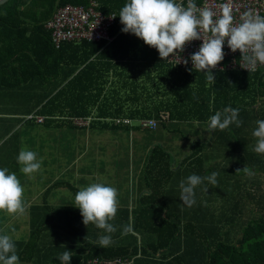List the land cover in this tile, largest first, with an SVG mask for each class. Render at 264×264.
Returning <instances> with one entry per match:
<instances>
[{
  "label": "trees",
  "instance_id": "1",
  "mask_svg": "<svg viewBox=\"0 0 264 264\" xmlns=\"http://www.w3.org/2000/svg\"><path fill=\"white\" fill-rule=\"evenodd\" d=\"M89 1L7 0L1 4L0 66H5L6 58H12L14 69L28 58H84L78 64L88 58H120L127 60L119 62L124 66L122 71L136 68L140 73L135 78L121 77L124 81L117 88L124 90V95L104 96L101 107L122 99L116 115L136 121L154 119L155 128L158 124L167 126L161 118L165 112L169 114L166 120L210 125V117L216 112L233 108L239 109L242 124L237 127L233 123L223 131L209 127L211 138L196 139L180 164L173 163L161 144L154 145L143 172L144 186L152 192L143 195L132 211L118 209L110 221L117 231L111 234L113 243L106 248L99 246L98 240L107 233L94 224L86 226L81 211L70 220L67 208L47 203L31 206L29 238L13 239L19 261L63 264L59 257L70 251V264H84L95 256L128 257L132 264H264V187L261 176L255 175L260 171L264 174V153L255 151L258 138L253 135L257 121L264 120V67L252 72L213 70L216 82L210 83L206 71L174 66L161 59L158 49L134 33L122 31L119 13L128 0H98L102 12L116 14L110 29L112 40L65 41L57 48L45 26L47 20L59 6L86 5ZM23 76L7 79L0 71V87H17L28 79V75ZM67 87L42 108L55 102ZM97 97L78 93L65 104L71 107L72 115L89 116L92 110L87 103L98 101ZM30 115L29 119L39 121L38 114ZM213 172L218 173L217 185L205 180L195 189L196 203L191 207L184 204L180 199L181 179L186 182L190 175L207 177ZM168 182L173 183L171 190H165ZM219 197L222 200L216 205ZM129 223L135 234L121 235ZM46 232L53 241H43Z\"/></svg>",
  "mask_w": 264,
  "mask_h": 264
},
{
  "label": "crops",
  "instance_id": "2",
  "mask_svg": "<svg viewBox=\"0 0 264 264\" xmlns=\"http://www.w3.org/2000/svg\"><path fill=\"white\" fill-rule=\"evenodd\" d=\"M6 59L5 66H0V71L7 79L9 76L15 78L17 74L20 79L26 74L28 79L17 87H0V168H7L8 174L16 173L24 189L26 211L23 215L0 211V218L4 219L0 234H7L11 238L18 236L20 227L14 224L17 219H21L22 234L26 233L30 227V207L37 204L47 203L67 208L70 210L71 220L81 211L74 204L75 194L97 182L116 188L118 209L127 208L132 211L143 195L152 192L148 186H144L143 172L154 145L161 144L169 151L173 163L177 164L178 160L181 162L191 152L196 139L208 141L211 138L208 123L209 132L204 133L203 130V135L198 134L192 140L181 138L174 142L169 141L171 138L168 136L145 139L142 136L144 129L137 126L139 121L136 120L129 119L133 125H128L129 122L115 124L116 119H128L115 113L122 104L120 102L124 101L117 100L104 107L100 104L106 95H124V90L117 88L124 81L121 77L135 78L140 73V70L135 72L136 68L122 71L124 66L119 62L126 63L127 60L88 58L85 63L78 64L84 58H28L20 67L14 69L12 58ZM150 86L148 83V87ZM66 87L67 90L56 97L55 102H51L45 109L42 108L46 101ZM78 93L98 96V101L87 103V108L92 110L89 116H74L71 107H66L65 103ZM125 106L126 104L123 108ZM30 114H38L44 120L29 119L27 116ZM81 118H85L87 123L76 121ZM165 121L169 126L175 122H185ZM127 140L132 145L129 151L122 150L123 145L126 148ZM22 150H31L37 154V160L41 161L38 172L27 175L20 171L22 165L18 163V155ZM255 175L257 178L261 176L264 187L263 172ZM172 186L173 183L168 182L165 190L168 187L171 190ZM64 191L71 198H67ZM64 198L67 200L63 201ZM98 235H102V231Z\"/></svg>",
  "mask_w": 264,
  "mask_h": 264
},
{
  "label": "clouds",
  "instance_id": "3",
  "mask_svg": "<svg viewBox=\"0 0 264 264\" xmlns=\"http://www.w3.org/2000/svg\"><path fill=\"white\" fill-rule=\"evenodd\" d=\"M124 25L123 32L134 33L147 45L158 49L162 60L170 54L176 56L177 51L183 52L186 42L202 39L198 52L191 55L194 69L206 71V79L216 82L213 69L224 59L223 46L227 44L232 52H241L240 66L249 72L255 71L258 64H264V16L246 12L241 16V22L235 23L232 10L225 5L218 18L216 13L208 8H200L195 0H188L187 7L183 0H128L119 13ZM115 18V16H113ZM187 60L184 63L187 64ZM239 109L226 108L223 113L216 112L210 117L209 127L212 130L227 129L235 123L242 124L238 119ZM258 128L253 135L258 138L255 151L264 153V120L257 121ZM20 171L31 175L41 168V161L31 150H22L18 155ZM246 174H251L243 167ZM7 168H0V211L11 215H23L26 211L24 189L15 172L8 174ZM218 173L201 177L193 174L187 181L180 183V199L188 207L195 201V189L205 180L213 186L217 185ZM208 189L205 188V191ZM74 204L82 213L83 223H90L103 229L107 234L98 240V245L104 248L113 243L112 233L117 231L113 221L118 211V191L104 183H92L80 189L74 197ZM14 231V229H13ZM135 234L133 225L124 226L121 235ZM72 253L64 251L59 259L63 264H70ZM0 264H19L16 245L7 234H0Z\"/></svg>",
  "mask_w": 264,
  "mask_h": 264
},
{
  "label": "built area",
  "instance_id": "4",
  "mask_svg": "<svg viewBox=\"0 0 264 264\" xmlns=\"http://www.w3.org/2000/svg\"><path fill=\"white\" fill-rule=\"evenodd\" d=\"M188 0H183L184 6L187 7ZM195 3L200 8H208L216 13L218 18L225 5L229 6L234 16V22L240 23L242 14L252 12L254 14L264 16V0H195ZM115 16V18H113ZM116 19L115 13L106 14L99 9L98 0H90L86 5L66 4L55 9L52 16L45 24L50 30L52 41L57 48L65 41H101L112 40L110 29L114 25ZM202 39H195L186 42L184 51H177L176 56L170 54L167 61L174 66L182 69H194L191 61V55L198 52L202 45ZM224 59L213 70L218 69H241L247 70L240 66L241 52L238 49L232 52L227 44V38L223 46ZM187 60V64L184 63ZM264 67V64H258V68ZM30 117V116H29ZM167 112L161 114V118L168 119ZM81 118L76 120L81 124H86L87 120ZM39 121L44 118L39 117ZM117 123H128L129 119H116ZM139 124L143 128L154 129L157 125L154 119H140ZM84 264H132V260L128 257H103L95 256L89 258Z\"/></svg>",
  "mask_w": 264,
  "mask_h": 264
},
{
  "label": "rangeland",
  "instance_id": "5",
  "mask_svg": "<svg viewBox=\"0 0 264 264\" xmlns=\"http://www.w3.org/2000/svg\"><path fill=\"white\" fill-rule=\"evenodd\" d=\"M168 96V95H167ZM31 116V115H29ZM180 122H175L172 125H168L164 126V125H159L157 126V129L154 130H143L142 132V136L147 139V140H151L153 139L154 136H168L169 138H171L169 141H176V140H181V138H183L184 140L191 139L195 136H197L198 134L201 136L203 135L202 131L204 130V133L209 132V128L207 127V123H200V122H196V121H192V122H181L182 124H178ZM169 127V128H168ZM206 136L209 134H205ZM161 138V137H160ZM130 147H132V145L130 144V141L127 140L126 142V148H124L123 145V149L122 150H127L129 151ZM238 153V151L236 152ZM180 162V160H178V163ZM147 163H148V159H147ZM131 182H132V178H131ZM131 182L129 183V185L131 184ZM66 193H64L67 198H71L69 193H67V191H64ZM213 192V191H212ZM63 194V195H64ZM217 195V194H215ZM67 198H64L66 201ZM222 200L220 197L219 199L215 200V204L218 205ZM3 218H0V226L3 223ZM21 219H17L14 221L15 225H18L20 227L18 236H13V239H19V240H27L29 238L30 235V227L28 229V231H26V233L22 234L23 231V227L21 224ZM25 226V224H24ZM25 228V227H24ZM43 236V241H45L46 243H49L51 241H53L54 239L51 237V235L49 233H45L42 235ZM40 241H42V238L40 239ZM19 264H31L30 262H26V261H19Z\"/></svg>",
  "mask_w": 264,
  "mask_h": 264
},
{
  "label": "water",
  "instance_id": "6",
  "mask_svg": "<svg viewBox=\"0 0 264 264\" xmlns=\"http://www.w3.org/2000/svg\"><path fill=\"white\" fill-rule=\"evenodd\" d=\"M7 0H0V5L5 3Z\"/></svg>",
  "mask_w": 264,
  "mask_h": 264
},
{
  "label": "bare ground",
  "instance_id": "7",
  "mask_svg": "<svg viewBox=\"0 0 264 264\" xmlns=\"http://www.w3.org/2000/svg\"><path fill=\"white\" fill-rule=\"evenodd\" d=\"M141 127V126H140Z\"/></svg>",
  "mask_w": 264,
  "mask_h": 264
}]
</instances>
